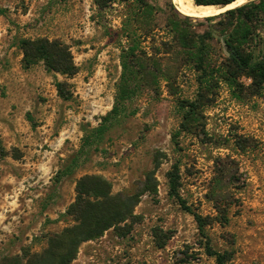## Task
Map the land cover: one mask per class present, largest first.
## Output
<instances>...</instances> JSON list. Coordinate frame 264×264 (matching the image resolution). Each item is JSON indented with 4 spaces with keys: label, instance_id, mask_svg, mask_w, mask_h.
Instances as JSON below:
<instances>
[{
    "label": "rangeland",
    "instance_id": "obj_1",
    "mask_svg": "<svg viewBox=\"0 0 264 264\" xmlns=\"http://www.w3.org/2000/svg\"><path fill=\"white\" fill-rule=\"evenodd\" d=\"M150 2L159 10L143 37L131 1L100 8L94 0H0V259L40 252L49 234L72 224L65 211L76 179L96 174L112 193L140 196L122 229L81 243L71 264H215L194 217L169 192L176 164L179 195L211 219V245L231 252L228 264H264V87L254 93L245 76L241 87L215 78L180 130V100L197 96L198 73L161 44L171 38L169 0ZM128 21L147 57L123 77ZM207 27L215 26L192 29ZM23 38L66 44L75 73L49 71L43 61L26 67ZM217 51L215 44L214 59ZM57 81L70 98L59 96ZM215 202L227 222L213 219Z\"/></svg>",
    "mask_w": 264,
    "mask_h": 264
},
{
    "label": "trees",
    "instance_id": "obj_2",
    "mask_svg": "<svg viewBox=\"0 0 264 264\" xmlns=\"http://www.w3.org/2000/svg\"><path fill=\"white\" fill-rule=\"evenodd\" d=\"M115 0H94L102 8ZM131 1L134 6L131 20L139 25L143 37L148 36L155 28L158 8L150 0H120ZM234 0H193L195 4L225 5ZM166 26L171 33L169 41L161 42L168 51H175L180 55L182 63L190 64L197 71L198 92L193 100H180V106L186 112L180 122V130L188 129V121L196 110L207 101V89L212 88L214 79H221L231 87H241L238 79L247 77L249 86L254 93L264 87V0H249L241 5L227 9L224 12L206 16L194 17L181 13L169 0L167 4ZM213 22L215 27H207L202 32L193 30V26ZM131 22L125 24V35L132 41L127 50L123 51L122 67L124 72H130L133 65L140 66L145 52L136 41L137 32L131 28ZM215 32L219 39L215 40ZM215 40V42H214ZM215 44H218L217 59L211 57ZM22 61L27 67L37 61H43L49 71L66 76L75 73L72 54L63 42L48 38H23L20 41ZM153 70L158 68L153 60ZM218 81V80H217ZM56 89L60 97L68 99L72 93L64 81L56 82ZM119 109L114 106L109 112V122L115 119ZM178 133V131L176 132ZM169 192L175 197L179 205L190 213L197 224L199 234L203 238V248L208 256L214 258L215 264H228L231 252L217 250L205 232V226L210 224L209 216H203L193 210L178 192V167L173 164L168 172ZM151 188H145L149 190ZM140 194L121 195L112 193L111 183L103 176L83 174L76 179L75 198L66 208L65 213L73 223L63 227L60 231L47 236L46 246L40 252L22 251L21 254L4 256L0 264H71L76 258L81 243L101 236L106 230H120L126 220L132 215L133 208L138 202ZM219 216L213 219L220 224L227 222V215L214 204Z\"/></svg>",
    "mask_w": 264,
    "mask_h": 264
},
{
    "label": "bare ground",
    "instance_id": "obj_3",
    "mask_svg": "<svg viewBox=\"0 0 264 264\" xmlns=\"http://www.w3.org/2000/svg\"><path fill=\"white\" fill-rule=\"evenodd\" d=\"M178 10L184 14L196 17H206L221 13L226 8L243 4L246 0H234L225 7L221 5H197L192 0H175Z\"/></svg>",
    "mask_w": 264,
    "mask_h": 264
},
{
    "label": "water",
    "instance_id": "obj_4",
    "mask_svg": "<svg viewBox=\"0 0 264 264\" xmlns=\"http://www.w3.org/2000/svg\"><path fill=\"white\" fill-rule=\"evenodd\" d=\"M247 1H249V0H246L245 2H247ZM245 2H243V3H245ZM228 4H230V3H228ZM197 5H204V4H197ZM227 4H225V5H221L222 7H225ZM240 5V4H239ZM238 6V5H237ZM235 7V6H234ZM230 8H233V7H230ZM230 8H226L225 10H227V9H230ZM178 10V9H177ZM225 10H223L222 12H224ZM178 11H180V10H178ZM182 13V12H181ZM184 14V13H183ZM185 15H188V14H185ZM189 16H191V15H189ZM194 17H196V16H194Z\"/></svg>",
    "mask_w": 264,
    "mask_h": 264
}]
</instances>
